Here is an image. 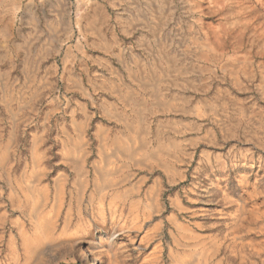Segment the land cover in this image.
Listing matches in <instances>:
<instances>
[{
    "label": "rangeland",
    "instance_id": "rangeland-1",
    "mask_svg": "<svg viewBox=\"0 0 264 264\" xmlns=\"http://www.w3.org/2000/svg\"><path fill=\"white\" fill-rule=\"evenodd\" d=\"M96 1L109 15L107 34L120 41L126 55L146 56L139 38L152 37L151 29L137 26L126 34L115 16L128 14V4L113 8L109 0ZM171 1L173 10L164 33L172 40V49L184 52L187 63L200 73H187L184 86L169 85L168 97L179 96L185 103L182 110L169 108L165 110L168 118L162 117L168 124L166 139L170 136L174 144L171 156L161 163L144 161L127 167L125 173L138 189L127 199L124 189L130 183H125L120 188L124 198L116 200L115 209L106 202L100 213L98 201L91 200L92 183L78 189L75 167L62 161L61 138L72 115L89 118L93 132L98 122L106 120L102 104L114 97L102 92L92 100L82 96L78 99L89 105L75 108L77 97L67 78L79 73L102 84L112 71H123L122 64L117 58L100 59L97 51L76 45L71 51L81 58L64 62L67 48L58 52L53 36L56 0H15L19 9L9 8L11 0H0V149L4 157L0 163V264H88L91 255L98 257V264H175L176 256L185 251L181 242L204 251V264H264V81L258 76L249 79L242 67L239 74L236 69L227 75L223 69L216 72L206 59L204 40L205 33L217 34L219 17L210 15L200 21L204 28L198 38L197 0ZM139 5L151 13L144 0ZM182 35L187 40L180 45ZM91 51L96 56L88 57ZM246 117L248 124L236 125ZM93 142L87 167L97 157ZM38 154L44 168L42 185L54 189L59 177L66 185L59 201L50 190L44 207L56 213L53 239L28 253L23 239L34 227L18 183L24 180L27 167L35 165ZM88 177L93 180L92 173ZM151 184L157 186V197L150 202L145 192ZM190 231L193 238L189 240ZM113 233L118 234L114 239ZM98 236L105 237L94 245Z\"/></svg>",
    "mask_w": 264,
    "mask_h": 264
},
{
    "label": "bare ground",
    "instance_id": "bare-ground-1",
    "mask_svg": "<svg viewBox=\"0 0 264 264\" xmlns=\"http://www.w3.org/2000/svg\"><path fill=\"white\" fill-rule=\"evenodd\" d=\"M144 1L147 3V10L151 13H146V9L139 5L140 0H109L108 2L109 6L113 8L121 5L122 2L128 4L126 5L129 10L128 14L119 15V13L115 16L116 22L126 34L131 33L137 26L151 29L152 37L143 35L139 38L140 45H143L147 55L134 54V52L127 56L120 41L107 34L105 28L109 25L110 18L99 1L56 0L57 22L53 36L57 42L58 52L67 48L64 51V62L73 57L77 60L81 58L78 52L72 53L71 51L76 45L97 51V56L100 59H104V56L117 58L123 68V71H112L111 77L104 79L102 84L92 81L91 78L85 79L79 73H71V77L67 78L70 82L71 92L77 97L75 108L85 109L89 105V103L78 99L82 96L90 97L89 99L92 100L95 99L98 92H102L114 97L111 98L114 101L110 99L108 104H102L106 120L98 122L93 132H90L89 118L79 120L72 115L70 127L61 138L62 161L75 167L78 189H85L92 183L91 200L98 201V212L100 213H103L102 210L106 202H109L108 207L112 209L116 200L124 198L120 188L125 183H130V186L124 189L127 199L132 190L138 189L136 184L130 182L129 173H125L127 167L144 161L161 163L162 158L171 156L174 144H172L170 136L166 139L168 124L162 117L168 118L165 110L172 107H175L177 111L182 110L185 103L184 101L181 103L182 99L178 98L179 96L168 97L169 85L184 86L187 73H200L187 63L186 59L188 58L184 52H175L172 49V40L164 33V27L168 24L173 10L172 1L161 0L160 4L157 3L158 0ZM13 6L17 9L20 8L15 0H11L9 8ZM134 11H138V14L133 13ZM194 12L198 16L200 25L196 29L198 38H202L201 32L204 28V21L201 23L200 21L210 15L219 17L217 34L208 35L205 33L207 41L204 40L207 50L206 59L216 72L218 69H223L227 75L229 70L236 69L239 74L240 67H242L244 75L249 79L258 76L261 77V82L264 81V0H197ZM65 36L66 38H64ZM76 37L78 39L75 41ZM183 37L182 35V39L179 41L180 45L187 40ZM48 43L45 44V47L48 46ZM15 49L18 47L16 46ZM87 56L92 58L96 54L91 51ZM150 58H152V62L148 63L147 60ZM179 61H181V65H179ZM178 77L181 79H177ZM204 108L207 110L206 107ZM249 122V117H246L244 120L238 119L236 125ZM93 140L97 143V157L87 167L85 163L90 153V146L94 143ZM150 141L155 144L151 145ZM40 159L41 154L37 156V160H33L35 162L33 167H27L24 180L18 183L23 194L25 213L34 227H32L34 229L32 234L25 233L23 239L24 247L28 253L39 249L41 244L53 239V221L56 213L54 215L48 213L44 207L49 201L50 190L54 192L55 199L59 201V195H62L66 185L65 179L62 177H59L55 182L54 189L42 185L41 175L44 168L41 166ZM3 160L4 157L0 149V163ZM91 173L93 180L88 177ZM156 192L157 186L151 184L147 187L145 197L150 202L155 201ZM96 194H98L97 199H95ZM19 202L21 203V201ZM58 206L60 207V205ZM109 208L108 210H110ZM132 208H136L135 203ZM53 212H55L54 209ZM180 223H177V226L181 228ZM188 233L186 235L190 240L193 237L191 231ZM117 235V233H113L112 239ZM103 237L105 236L96 237L94 245L100 243ZM192 244L180 243L185 251L176 256L175 264L205 263L204 255H202L204 251L201 250L202 254L199 253L198 247ZM97 246L99 247V245ZM12 248L14 249V247ZM91 257L88 264H98V257L93 255Z\"/></svg>",
    "mask_w": 264,
    "mask_h": 264
},
{
    "label": "crops",
    "instance_id": "crops-1",
    "mask_svg": "<svg viewBox=\"0 0 264 264\" xmlns=\"http://www.w3.org/2000/svg\"><path fill=\"white\" fill-rule=\"evenodd\" d=\"M22 255V254H21Z\"/></svg>",
    "mask_w": 264,
    "mask_h": 264
}]
</instances>
